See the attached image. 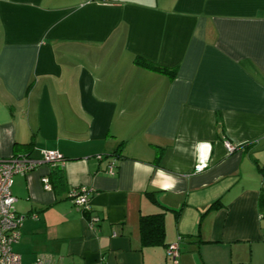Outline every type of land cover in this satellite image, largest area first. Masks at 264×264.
Segmentation results:
<instances>
[{"label": "crops", "instance_id": "0c3cea01", "mask_svg": "<svg viewBox=\"0 0 264 264\" xmlns=\"http://www.w3.org/2000/svg\"><path fill=\"white\" fill-rule=\"evenodd\" d=\"M41 150L63 160L11 185L23 264H259L264 0H0V160Z\"/></svg>", "mask_w": 264, "mask_h": 264}, {"label": "built area", "instance_id": "2783aa9c", "mask_svg": "<svg viewBox=\"0 0 264 264\" xmlns=\"http://www.w3.org/2000/svg\"><path fill=\"white\" fill-rule=\"evenodd\" d=\"M228 153L232 152L235 145L229 141L224 142ZM101 156L98 155L99 159ZM63 160L62 155L56 150H41V159H34L28 155L10 156L7 159L0 160V264H23L18 253L12 250V245L17 242L20 236V226L23 216L17 214L14 204L16 197L11 193L13 176L16 174L24 175L32 171L39 162L54 166ZM204 164L196 163L194 171L200 172ZM116 170L114 162L107 166V172L113 174ZM41 183L44 190H51V183L48 176L41 177ZM86 186L72 187L68 192V199L79 210H89V192ZM97 217H92L88 223L89 229L93 227ZM167 256L174 261L178 256V246L171 243L166 249ZM29 264H55L47 256H37Z\"/></svg>", "mask_w": 264, "mask_h": 264}, {"label": "trees", "instance_id": "16d2710c", "mask_svg": "<svg viewBox=\"0 0 264 264\" xmlns=\"http://www.w3.org/2000/svg\"><path fill=\"white\" fill-rule=\"evenodd\" d=\"M134 62L137 65L161 73L173 75L175 70L157 65L143 58L136 57ZM236 149V146L234 150ZM259 206L264 208V189H261L258 198ZM215 205V204H214ZM139 231L141 245L163 244V219L162 213L152 215H141L139 217Z\"/></svg>", "mask_w": 264, "mask_h": 264}, {"label": "rangeland", "instance_id": "374dc122", "mask_svg": "<svg viewBox=\"0 0 264 264\" xmlns=\"http://www.w3.org/2000/svg\"><path fill=\"white\" fill-rule=\"evenodd\" d=\"M259 264H264V259H262V260L259 262Z\"/></svg>", "mask_w": 264, "mask_h": 264}]
</instances>
